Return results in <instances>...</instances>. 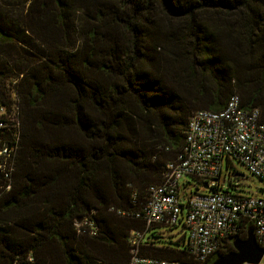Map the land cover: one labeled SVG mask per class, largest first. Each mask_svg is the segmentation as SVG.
<instances>
[{"label":"trees","instance_id":"16d2710c","mask_svg":"<svg viewBox=\"0 0 264 264\" xmlns=\"http://www.w3.org/2000/svg\"><path fill=\"white\" fill-rule=\"evenodd\" d=\"M232 95L264 123V0H0V264L127 262L188 117Z\"/></svg>","mask_w":264,"mask_h":264},{"label":"built area","instance_id":"2783aa9c","mask_svg":"<svg viewBox=\"0 0 264 264\" xmlns=\"http://www.w3.org/2000/svg\"><path fill=\"white\" fill-rule=\"evenodd\" d=\"M14 155L15 145L0 148V173L5 179H9ZM232 159L262 182L260 196L232 193L224 185L223 162L226 165ZM185 176L197 179L206 191L184 197L179 180ZM142 217L147 225H181L193 261L141 255L139 243L144 233L132 232L130 256L124 264H202L247 223L253 227L257 246L264 250V123L258 110L241 108L239 97L232 95L220 111L192 112L182 150L166 164L163 181L149 186ZM254 264H264V253Z\"/></svg>","mask_w":264,"mask_h":264},{"label":"rangeland","instance_id":"374dc122","mask_svg":"<svg viewBox=\"0 0 264 264\" xmlns=\"http://www.w3.org/2000/svg\"><path fill=\"white\" fill-rule=\"evenodd\" d=\"M1 112V110H0ZM241 174V177H233V173ZM223 177L224 185L228 184V181L232 185H236L234 188H228L232 193L249 196H260L262 194L263 184L262 182L251 175L244 165L237 160L232 159L230 163L225 165L223 162L221 178ZM180 192L185 197L193 192H205L201 187V183L190 176H185L179 180ZM182 184H185L182 186ZM183 228L177 224L175 226H155L146 230L144 234V240H151L155 245H168L175 247V241L181 237Z\"/></svg>","mask_w":264,"mask_h":264},{"label":"water","instance_id":"95a60500","mask_svg":"<svg viewBox=\"0 0 264 264\" xmlns=\"http://www.w3.org/2000/svg\"><path fill=\"white\" fill-rule=\"evenodd\" d=\"M204 188H206L204 186ZM232 250L217 256L210 264H254L257 263L264 250L257 246L253 227L249 225L246 229L245 238H233L231 240Z\"/></svg>","mask_w":264,"mask_h":264}]
</instances>
